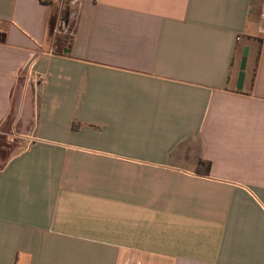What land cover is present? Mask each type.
Returning <instances> with one entry per match:
<instances>
[{
  "label": "crops",
  "instance_id": "obj_1",
  "mask_svg": "<svg viewBox=\"0 0 264 264\" xmlns=\"http://www.w3.org/2000/svg\"><path fill=\"white\" fill-rule=\"evenodd\" d=\"M77 2L0 0V264H264L263 0Z\"/></svg>",
  "mask_w": 264,
  "mask_h": 264
},
{
  "label": "rangeland",
  "instance_id": "obj_2",
  "mask_svg": "<svg viewBox=\"0 0 264 264\" xmlns=\"http://www.w3.org/2000/svg\"><path fill=\"white\" fill-rule=\"evenodd\" d=\"M74 19H70V27H74ZM60 41L62 42L63 45L68 46L69 43L71 42V38H60ZM8 125V123H7ZM4 129V128H2ZM3 131H6V134H3L2 137H0V151L3 152L4 155L9 156L10 154H13L17 151V149L21 148V144L23 145L22 141L17 137L16 135H20L19 133L21 132L20 129L17 128V126L13 125L12 127H9L8 129H4ZM16 136V137H15Z\"/></svg>",
  "mask_w": 264,
  "mask_h": 264
},
{
  "label": "built area",
  "instance_id": "obj_3",
  "mask_svg": "<svg viewBox=\"0 0 264 264\" xmlns=\"http://www.w3.org/2000/svg\"><path fill=\"white\" fill-rule=\"evenodd\" d=\"M62 1H69L70 2V5L73 6V7H76L78 5V2L77 0H74V1H70V0H62ZM76 12L73 11V12H69L68 15H67V18L65 19H60L58 21V24L56 26V29L54 30V34L57 38H71V41L75 35V21H76ZM72 18H75L74 19V27L71 28L69 23H70V19ZM259 32L260 33H263L264 32V0H263V5H262V12H261V22H260V27H259ZM70 44V43H69ZM48 54L52 55L54 54V51L52 52H48ZM42 55H44L42 53ZM42 83L45 82V80L41 79Z\"/></svg>",
  "mask_w": 264,
  "mask_h": 264
},
{
  "label": "water",
  "instance_id": "obj_4",
  "mask_svg": "<svg viewBox=\"0 0 264 264\" xmlns=\"http://www.w3.org/2000/svg\"><path fill=\"white\" fill-rule=\"evenodd\" d=\"M0 36H1V34H0ZM247 53H248V49L245 48L243 50V55H242L240 66H239V73L237 76V82H236V90L237 91H240L242 89V86H243V81H244V77H245V65H246V60H247Z\"/></svg>",
  "mask_w": 264,
  "mask_h": 264
},
{
  "label": "trees",
  "instance_id": "obj_5",
  "mask_svg": "<svg viewBox=\"0 0 264 264\" xmlns=\"http://www.w3.org/2000/svg\"><path fill=\"white\" fill-rule=\"evenodd\" d=\"M199 163H202V162H199ZM208 167H209V166H208V164H207V170H208Z\"/></svg>",
  "mask_w": 264,
  "mask_h": 264
}]
</instances>
